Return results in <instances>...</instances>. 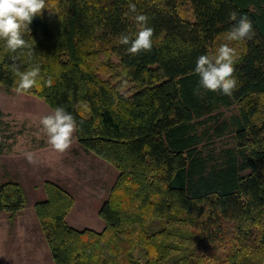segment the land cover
I'll return each mask as SVG.
<instances>
[{
	"label": "trees",
	"instance_id": "1",
	"mask_svg": "<svg viewBox=\"0 0 264 264\" xmlns=\"http://www.w3.org/2000/svg\"><path fill=\"white\" fill-rule=\"evenodd\" d=\"M129 3L148 17L151 51L119 43L138 31ZM49 9L24 33L29 47L10 53L0 40V87L18 91L13 63L39 66L41 87L20 92L72 114L78 145L117 172L99 232L67 226L71 196L43 183L33 213L53 264L263 263L264 0H54ZM232 12L255 36L236 42L228 96L200 88L194 68L236 23ZM22 206L18 185L0 184V211Z\"/></svg>",
	"mask_w": 264,
	"mask_h": 264
},
{
	"label": "rangeland",
	"instance_id": "2",
	"mask_svg": "<svg viewBox=\"0 0 264 264\" xmlns=\"http://www.w3.org/2000/svg\"><path fill=\"white\" fill-rule=\"evenodd\" d=\"M53 3L54 0H46L49 7ZM178 12L191 20L188 4L178 6ZM223 44L235 50L238 46L227 41L226 35L221 36L214 43V55ZM51 112L39 98L0 87V184H17L23 199L19 211H0V264H53L33 213L34 204L45 199L46 181L65 190L73 200L65 217L67 226L96 232L103 227L97 211L117 172L85 153L74 136L67 151L53 150L40 125V119ZM26 152L34 154V163L26 160Z\"/></svg>",
	"mask_w": 264,
	"mask_h": 264
},
{
	"label": "clouds",
	"instance_id": "3",
	"mask_svg": "<svg viewBox=\"0 0 264 264\" xmlns=\"http://www.w3.org/2000/svg\"><path fill=\"white\" fill-rule=\"evenodd\" d=\"M128 8L130 13L135 14L134 20L138 25V31L134 37L121 34L119 43L127 46L126 51L132 55L151 51L153 29L147 26L148 17L138 14L134 3H129ZM44 9L50 11L46 0H0V40L5 42V47L10 53H16L19 49L29 47L23 35L25 32L30 33V23L34 17L41 15ZM230 19L236 23L227 31V41L238 42L253 39L255 36L253 23L246 15H241L237 19V13L232 12ZM237 58L236 50L228 44L221 45L213 56H199L194 72L199 76L200 88L231 96L238 85V81L233 75ZM12 59L15 61L17 57L13 56ZM12 69L19 77L18 91L41 87L38 81L39 66L21 72L19 67L13 63ZM47 84L51 86L52 81H47ZM40 125L53 150L64 153L70 148L74 133L77 131V124L72 114L62 107H57L40 119ZM24 155L29 163L35 162L33 153L26 152Z\"/></svg>",
	"mask_w": 264,
	"mask_h": 264
}]
</instances>
